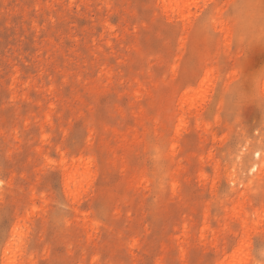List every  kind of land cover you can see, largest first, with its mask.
I'll return each instance as SVG.
<instances>
[{
  "label": "rangeland",
  "instance_id": "1",
  "mask_svg": "<svg viewBox=\"0 0 264 264\" xmlns=\"http://www.w3.org/2000/svg\"><path fill=\"white\" fill-rule=\"evenodd\" d=\"M233 2L0 0V264H260L264 20Z\"/></svg>",
  "mask_w": 264,
  "mask_h": 264
},
{
  "label": "snow or ice",
  "instance_id": "2",
  "mask_svg": "<svg viewBox=\"0 0 264 264\" xmlns=\"http://www.w3.org/2000/svg\"><path fill=\"white\" fill-rule=\"evenodd\" d=\"M257 7L259 8L261 19L264 20V0H259L258 5L254 3L253 0H242L241 3L233 2L230 5L231 12L228 17H226V20L230 19L232 14L239 13L242 9H256ZM204 23L207 24V20H204ZM260 78L264 79V71H262ZM254 100L259 103L261 110L264 111V91L259 94L258 98H254ZM246 102H248V100L243 93H241L238 89H233L221 98V110L224 111L230 119H235V121L239 123L241 107ZM3 183L4 181L0 180V185ZM260 248V264H264V238L261 239Z\"/></svg>",
  "mask_w": 264,
  "mask_h": 264
},
{
  "label": "bare ground",
  "instance_id": "3",
  "mask_svg": "<svg viewBox=\"0 0 264 264\" xmlns=\"http://www.w3.org/2000/svg\"><path fill=\"white\" fill-rule=\"evenodd\" d=\"M194 100V97H190L189 94H186L184 98L178 100L176 103V108L179 114H193V109L195 107ZM78 168V166L75 167L76 172L73 174V180L75 182L81 183L86 180V178H88V172H78ZM235 220L238 221L242 226H245L248 220V214L246 212L238 213L235 215ZM221 256L222 257L218 258L217 264H244L245 255L242 250L237 249L231 255H225L224 249H221Z\"/></svg>",
  "mask_w": 264,
  "mask_h": 264
}]
</instances>
